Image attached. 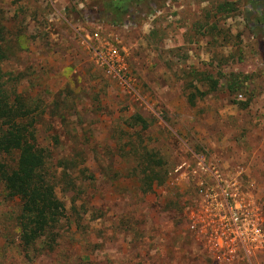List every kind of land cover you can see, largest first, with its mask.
<instances>
[{
	"label": "rangeland",
	"instance_id": "rangeland-1",
	"mask_svg": "<svg viewBox=\"0 0 264 264\" xmlns=\"http://www.w3.org/2000/svg\"><path fill=\"white\" fill-rule=\"evenodd\" d=\"M94 3L0 0L14 44L5 69L24 74L20 92L40 94L41 138L61 136L55 160L82 153L79 171L93 177L76 174L75 190L56 189L68 221L54 251L33 264H216L184 228L193 194H180L168 174L192 155L219 163L229 144L264 165L262 9L252 0H165L143 22L114 27ZM138 116L146 130L130 126ZM141 164L165 183L141 194ZM249 178L264 205V166ZM10 209L0 186V264H27ZM256 260L264 264V253Z\"/></svg>",
	"mask_w": 264,
	"mask_h": 264
},
{
	"label": "trees",
	"instance_id": "trees-1",
	"mask_svg": "<svg viewBox=\"0 0 264 264\" xmlns=\"http://www.w3.org/2000/svg\"><path fill=\"white\" fill-rule=\"evenodd\" d=\"M94 1L93 9L98 12L100 21L120 27L143 22L157 12L165 0ZM252 1L259 4L264 14V0ZM224 8L225 5L220 11L224 12ZM2 22L0 12V186L4 201L12 205L8 222L19 235L18 252L27 264H33L54 251L68 221L65 205L58 199L56 189L63 185L67 190H75L76 174L88 181L93 177L88 175L87 169L79 171L82 153L73 154L72 149L55 160L50 148L62 147L61 136L41 138L40 128H44L48 110L39 93L34 97L19 91L25 78L23 73L14 74L5 69L14 55V44L8 41ZM256 24H264V16ZM259 53L264 60V43L259 44ZM130 122L131 127L142 125V130L147 129L139 116ZM142 159L143 163L152 160L153 154L146 151ZM160 174L150 165H142L138 175L140 193L151 192L153 185L162 186L166 178Z\"/></svg>",
	"mask_w": 264,
	"mask_h": 264
},
{
	"label": "built area",
	"instance_id": "built-area-1",
	"mask_svg": "<svg viewBox=\"0 0 264 264\" xmlns=\"http://www.w3.org/2000/svg\"><path fill=\"white\" fill-rule=\"evenodd\" d=\"M191 159L168 174L171 186L192 187V202L183 209L185 230L214 263L253 264L264 253V205L244 169L224 170L203 155Z\"/></svg>",
	"mask_w": 264,
	"mask_h": 264
},
{
	"label": "crops",
	"instance_id": "crops-1",
	"mask_svg": "<svg viewBox=\"0 0 264 264\" xmlns=\"http://www.w3.org/2000/svg\"><path fill=\"white\" fill-rule=\"evenodd\" d=\"M225 148H230V150L232 151L231 153H233L234 155L222 157L221 152L224 151ZM219 151L220 152L217 155H218V158H219L218 161H220V162L219 163L216 162V163L222 169L229 171V170H232L230 168H232L234 166L238 167L241 164H242V166L245 164L242 167L244 169V172H245L244 173V179L245 180L247 179V180H249L251 182H253L254 180H251L249 177H251V175H253V172L256 173L258 171V169L261 168V166L262 167L264 166V165H259L258 164L259 160H258V157H257L256 154L253 155L254 152L252 154L250 152L246 153V152L241 151L240 149L236 148L233 144H229V145H227L225 147H222L221 149H219ZM250 154H251V156H250ZM260 159H262V158H260ZM239 167H241V166H239ZM169 184L171 185L170 182H169ZM153 188H155V186ZM176 190L178 192H180V194H183V195H186V193H188V191L190 192V195L192 193V187L189 186V185H186V184L180 185L178 188H176ZM260 256H262V254L257 256V258L260 257ZM256 259H255V262L257 261ZM239 263H241V262H239ZM236 264H238V263H236Z\"/></svg>",
	"mask_w": 264,
	"mask_h": 264
}]
</instances>
